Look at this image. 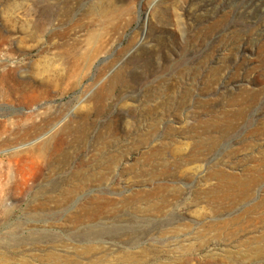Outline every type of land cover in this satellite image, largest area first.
<instances>
[{
  "label": "rangeland",
  "instance_id": "1",
  "mask_svg": "<svg viewBox=\"0 0 264 264\" xmlns=\"http://www.w3.org/2000/svg\"><path fill=\"white\" fill-rule=\"evenodd\" d=\"M7 49L0 264H264V0H0Z\"/></svg>",
  "mask_w": 264,
  "mask_h": 264
},
{
  "label": "bare ground",
  "instance_id": "2",
  "mask_svg": "<svg viewBox=\"0 0 264 264\" xmlns=\"http://www.w3.org/2000/svg\"><path fill=\"white\" fill-rule=\"evenodd\" d=\"M14 71H15V65H14V61L12 60L10 50L7 49V51H5L4 54H2L0 50V105L1 104L34 105L37 102H39L42 96V93H40L39 91H16L15 83H14ZM36 126L37 125H35V127ZM6 127H7V120L0 118V135L3 131L7 130ZM10 149L11 148H9L8 150ZM39 149H40L39 146L31 147L29 150H26L23 153H21L18 150H15L14 152H12V154H9L10 164L12 162L18 163L23 159H28L34 163L39 164L40 166L41 163H44V161L47 159H48V163L51 162V155L53 154H50L49 151L48 152L39 151ZM41 172H42V168H41ZM220 174H223V172H220ZM223 175H225V173ZM228 175L230 177L241 178L244 182L242 187V192L240 195L241 199L239 200L241 202H245L246 200H249L253 195L255 196L257 188L259 187L260 184L264 182V172L262 173V171L259 173H252V176L250 177L247 175H241V176L235 174H228ZM27 181H28L27 175L20 172L18 182L19 185H21V188L23 185L27 184ZM76 190H77L76 187H72L68 191L70 194H73V192H75ZM70 198L71 197L67 198V200H70ZM64 200L67 201L66 199ZM261 209H264V196L259 201L250 205L247 211H259ZM262 218H264V214ZM262 255L263 252L259 251L257 257L261 258ZM56 259H58V257H56ZM58 261L59 259L57 260V262Z\"/></svg>",
  "mask_w": 264,
  "mask_h": 264
}]
</instances>
